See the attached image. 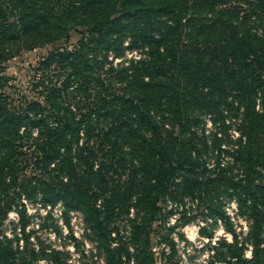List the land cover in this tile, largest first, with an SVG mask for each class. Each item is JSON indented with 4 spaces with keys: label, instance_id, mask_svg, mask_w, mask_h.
I'll use <instances>...</instances> for the list:
<instances>
[{
    "label": "trees",
    "instance_id": "trees-1",
    "mask_svg": "<svg viewBox=\"0 0 264 264\" xmlns=\"http://www.w3.org/2000/svg\"><path fill=\"white\" fill-rule=\"evenodd\" d=\"M73 33L80 37L72 44ZM49 45L36 68L43 74L39 96L6 92V62ZM204 115L225 133L227 117L240 116L232 154L235 164L244 162L246 178L228 175L232 165H206L204 133L197 148ZM258 141H264V0H0V224L15 206L24 222L20 198L42 192L52 204L61 199L82 210L107 264H122L100 218L103 208L128 210L135 199L138 211L154 214L160 196L194 194L207 177L236 196L251 220L241 239L222 210L207 214H220L234 235L224 258L264 264V181L253 182L250 164ZM31 163L40 174L22 175ZM26 250L0 229V264H32L17 257ZM148 258L152 264L150 252ZM138 260L146 261L142 252Z\"/></svg>",
    "mask_w": 264,
    "mask_h": 264
},
{
    "label": "rangeland",
    "instance_id": "rangeland-1",
    "mask_svg": "<svg viewBox=\"0 0 264 264\" xmlns=\"http://www.w3.org/2000/svg\"><path fill=\"white\" fill-rule=\"evenodd\" d=\"M79 37V34L73 33L71 43L76 42ZM52 47L53 45H49L25 50L7 61L1 71L6 77L5 91L15 98H37L43 74L36 68ZM256 109H261L259 98ZM239 117H227L225 133L210 115H204L203 123L198 128L197 140V148H202L204 142L200 136L205 134L208 150L203 147L201 153L210 169L218 164L232 165L227 174L238 179L246 178L244 162L235 164L232 154L240 145L237 140L242 132L239 129ZM215 133L223 139L216 140ZM253 146L255 150L261 146L259 153L250 162L253 182L260 183L264 181V141L255 142ZM197 148L195 151L198 153ZM24 174H40V170L31 163L24 166L22 175ZM208 174L216 176L217 171ZM177 176V180L182 178L181 174ZM124 179L125 174H122V180ZM206 180L207 177L200 178L204 183L197 187L194 194L175 197L168 193L160 196L154 214L146 210L138 211L135 199L130 200L128 210L120 204L116 205L114 213L103 208L100 218L111 231V247L122 264H137L138 254L141 252L146 260L142 264H148L149 252L152 264H232L224 255L229 254L225 241H234V235L226 229L220 214H207L212 212L211 209L222 210L241 239L248 233L251 220L247 213L242 212V204L236 196L220 191L217 181L207 184ZM175 189L174 185L169 190L175 193ZM102 199L103 197L98 201L100 204ZM20 200L26 206L24 222L21 219V206H15L0 224L4 238L9 237L12 244L20 250L28 248L26 253L18 252V258L24 256L32 264H51L54 259L57 264H107V252L96 240L82 210L69 208L61 199L52 204L43 198L42 192L33 199L24 195ZM259 206L263 205L260 203ZM243 207L245 209V205ZM137 225L141 227H136ZM31 248L37 250V256H31ZM54 249L60 250L61 254L56 256ZM222 251L226 253L223 255ZM245 255L252 256L251 243L246 244Z\"/></svg>",
    "mask_w": 264,
    "mask_h": 264
}]
</instances>
